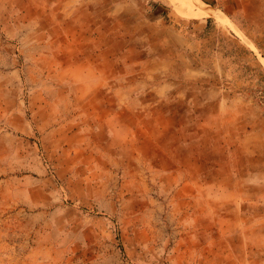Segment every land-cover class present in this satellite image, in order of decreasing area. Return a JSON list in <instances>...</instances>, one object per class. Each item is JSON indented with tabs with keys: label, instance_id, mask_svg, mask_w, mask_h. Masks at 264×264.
Instances as JSON below:
<instances>
[{
	"label": "rangeland",
	"instance_id": "obj_1",
	"mask_svg": "<svg viewBox=\"0 0 264 264\" xmlns=\"http://www.w3.org/2000/svg\"><path fill=\"white\" fill-rule=\"evenodd\" d=\"M198 1L0 0V264H264V0Z\"/></svg>",
	"mask_w": 264,
	"mask_h": 264
},
{
	"label": "bare ground",
	"instance_id": "obj_2",
	"mask_svg": "<svg viewBox=\"0 0 264 264\" xmlns=\"http://www.w3.org/2000/svg\"><path fill=\"white\" fill-rule=\"evenodd\" d=\"M176 1H178V0H176ZM181 1H182L181 3L189 5L188 10L190 9L191 12L201 11V5H200L198 0H181ZM179 2H178V4H180ZM194 8H195V10H193ZM204 15H206V12Z\"/></svg>",
	"mask_w": 264,
	"mask_h": 264
}]
</instances>
